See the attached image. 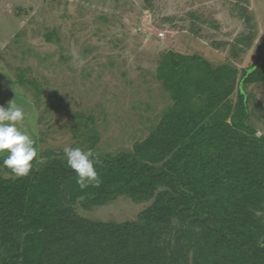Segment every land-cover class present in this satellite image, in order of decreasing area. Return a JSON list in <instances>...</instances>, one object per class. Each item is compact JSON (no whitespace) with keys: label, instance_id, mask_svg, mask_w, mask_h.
Returning a JSON list of instances; mask_svg holds the SVG:
<instances>
[{"label":"trees","instance_id":"trees-1","mask_svg":"<svg viewBox=\"0 0 264 264\" xmlns=\"http://www.w3.org/2000/svg\"><path fill=\"white\" fill-rule=\"evenodd\" d=\"M156 78L173 103L133 150L98 155V186L82 189L62 154L18 179L0 167V264H264V136L245 89L264 83V40L241 75L168 50ZM82 135L87 149L99 143ZM120 196L151 203L123 222L77 211Z\"/></svg>","mask_w":264,"mask_h":264},{"label":"rangeland","instance_id":"rangeland-1","mask_svg":"<svg viewBox=\"0 0 264 264\" xmlns=\"http://www.w3.org/2000/svg\"><path fill=\"white\" fill-rule=\"evenodd\" d=\"M263 40L264 0H0V105L23 109L20 127L35 142L37 167L65 145L87 150L88 128L99 134L94 154L131 151L173 103L156 78L168 50L241 75ZM245 89L250 123L264 131V83ZM150 203L120 196L77 211L123 222Z\"/></svg>","mask_w":264,"mask_h":264},{"label":"clouds","instance_id":"clouds-1","mask_svg":"<svg viewBox=\"0 0 264 264\" xmlns=\"http://www.w3.org/2000/svg\"><path fill=\"white\" fill-rule=\"evenodd\" d=\"M24 118L23 109L14 103L9 101L7 108L0 105V155L3 157L0 167L9 169L13 179L27 176L33 170L32 162L38 155L33 138L21 130ZM255 136L261 138L264 131L257 129ZM62 151L67 166L76 174L82 189L99 185L101 181L96 166L101 161L98 155L91 149L70 145H65ZM260 246L264 247V240L260 241Z\"/></svg>","mask_w":264,"mask_h":264}]
</instances>
